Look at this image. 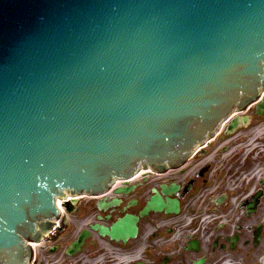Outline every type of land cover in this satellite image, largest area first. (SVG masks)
<instances>
[{
    "label": "water",
    "instance_id": "95a60500",
    "mask_svg": "<svg viewBox=\"0 0 264 264\" xmlns=\"http://www.w3.org/2000/svg\"><path fill=\"white\" fill-rule=\"evenodd\" d=\"M263 90L264 0H0V264H28L64 191L178 167Z\"/></svg>",
    "mask_w": 264,
    "mask_h": 264
},
{
    "label": "flooded vegetation",
    "instance_id": "af4514ba",
    "mask_svg": "<svg viewBox=\"0 0 264 264\" xmlns=\"http://www.w3.org/2000/svg\"><path fill=\"white\" fill-rule=\"evenodd\" d=\"M258 104L222 123L181 166L147 169L114 182L101 198L71 201L28 264H264V111ZM236 117L242 119L230 130ZM156 196L178 202V213L142 217ZM126 216L137 219L134 236L122 241L100 234Z\"/></svg>",
    "mask_w": 264,
    "mask_h": 264
},
{
    "label": "bare ground",
    "instance_id": "6f19581e",
    "mask_svg": "<svg viewBox=\"0 0 264 264\" xmlns=\"http://www.w3.org/2000/svg\"><path fill=\"white\" fill-rule=\"evenodd\" d=\"M223 123H224V122H223ZM144 173H145L144 171H141V172H140V174H144ZM34 247L36 248V249H35L36 251H37V249L39 248V247H37V246H34Z\"/></svg>",
    "mask_w": 264,
    "mask_h": 264
},
{
    "label": "rangeland",
    "instance_id": "374dc122",
    "mask_svg": "<svg viewBox=\"0 0 264 264\" xmlns=\"http://www.w3.org/2000/svg\"><path fill=\"white\" fill-rule=\"evenodd\" d=\"M259 122H262V123H264V120L262 121V119L261 120H259ZM264 136V135H263ZM240 214H241V212H240ZM68 240L70 239V237L69 238H67Z\"/></svg>",
    "mask_w": 264,
    "mask_h": 264
}]
</instances>
